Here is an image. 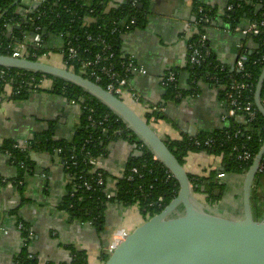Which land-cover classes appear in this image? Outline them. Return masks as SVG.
Masks as SVG:
<instances>
[{"label": "crops", "instance_id": "1", "mask_svg": "<svg viewBox=\"0 0 264 264\" xmlns=\"http://www.w3.org/2000/svg\"><path fill=\"white\" fill-rule=\"evenodd\" d=\"M236 1L240 0H145L142 25L120 36V53L132 58L146 71L145 75L131 78L130 84L140 101L129 104L143 118L158 110L162 119L155 122L151 119L149 124L164 142L211 134L223 127L221 117L225 103L219 90L208 81H189L187 46L189 40L200 32L195 11L199 3L217 15L215 24L203 29V33L211 54L221 66L230 70L237 56L236 44L244 39L225 31L221 9L224 11L228 4ZM119 3L122 0H109L104 13ZM61 44L59 39H50L51 58L56 56L58 62L48 64L57 67L62 64L56 55ZM170 71H177L180 88L187 92L180 99L165 97L162 82ZM79 116L78 105L48 92L47 88L24 99H7L0 91V264H16L25 248L38 264H68L72 259L71 248L84 251L88 264H102L101 257L110 244L112 233L119 228L131 232L142 223L136 206H108L101 229L76 222L59 209L69 191L63 160L54 151L31 149L30 143L43 134L57 143L69 142ZM8 142L28 144L30 165L19 185L13 183L19 170L2 151L3 144ZM133 153L132 145L123 141L111 142L105 156L98 159L97 168L115 176L124 170ZM221 165L220 156L205 152L188 153L183 164L189 176L203 178L222 170ZM228 175L224 199L218 203L221 202V211L235 215L240 207L242 178ZM256 193L263 196L264 209V177L252 186V195ZM203 194L204 191L197 198L209 206ZM19 222L31 230L29 240L18 230Z\"/></svg>", "mask_w": 264, "mask_h": 264}, {"label": "trees", "instance_id": "2", "mask_svg": "<svg viewBox=\"0 0 264 264\" xmlns=\"http://www.w3.org/2000/svg\"><path fill=\"white\" fill-rule=\"evenodd\" d=\"M108 1L109 0H47L46 3L40 6L35 5L30 7L21 1L18 2V0H0V55H11L9 46L15 44L16 41L25 42L26 33L30 30V24L34 23V27H36L39 23L42 26L40 34L43 44L38 48L34 46V44L32 46L25 42L28 45L30 54L38 55L52 50L48 44L51 38H55L65 42L69 39L76 40V42L81 45L76 58L79 60L88 57L92 58L93 54L100 51L101 45L99 42L92 43L91 41H86V34L90 33L93 37L99 36L111 46L112 52L114 53L113 61L118 62L120 58L124 56L120 53L121 34L109 35L110 29L113 27L112 23L116 22L120 24V22L124 20L135 18L136 24L132 29L141 26L144 22L145 15L143 9H139V5H144L145 0H138V7L134 9H131L128 3L122 2L118 7L111 9V11L105 14L104 9ZM236 2L240 4L241 8L229 13L228 19H248L257 24L264 21V0H240ZM197 5L201 4L197 3L196 6ZM26 10H28L27 13H25ZM88 10H93L91 18H93L94 23L86 27L84 23L87 17L85 12ZM30 19L31 22H29ZM17 26L20 28L16 29ZM10 27L11 30L9 31L8 29ZM199 31L203 32L201 28H199ZM36 33L38 34V32ZM196 37L197 35L192 38L195 39ZM56 50L59 51L60 48ZM260 56L264 58V48L258 45L257 49L250 53L249 61L245 64L246 72L250 74L249 83L251 84L248 96L256 111V120L254 122L248 123L245 118L236 116L228 122L227 128L222 127L211 134H199L194 138L185 137L180 141H165L170 152L182 166L186 156L191 152H205L222 158V170L210 173L208 178L189 176L193 193L196 196L201 194V188L203 187V195H206V201L211 207L216 206L223 196L224 189L228 187V182H221L218 175L220 173L236 176L244 175L248 171L253 158H255L264 143V119L254 105L255 87L261 71L264 68V59L254 64V61ZM30 60L35 61V58L30 57ZM78 63L79 61H68L65 63L63 62L62 66L67 70L72 69L73 73L77 75H81ZM219 65V62L213 55L206 66L199 67L187 64L186 70L189 74V81L201 80L202 82H207V75L218 72V69H215V67ZM0 70H3L8 75L14 88H17L22 81L24 82L31 77L34 78V82L37 85L40 81H43V79L50 81L51 84L48 92L60 95L68 101L74 102L82 111L75 127L74 134L69 142L57 143L53 141L49 135L43 134L38 136L34 142L30 143L31 149H43L47 152H53L55 149L60 148L62 150V155L68 156L70 155L69 151L72 147L75 146L78 148L85 140H90V143L86 145L85 149L91 150L95 157L102 154L105 155L107 146L114 141H123L128 145H135L136 148H140V151L143 152L139 158H128L124 168L126 172L132 167H137L139 173L143 175V178L140 179L136 177V180L133 182H127L124 179L117 180L114 186L115 188L113 189L114 195L110 199H107L105 196L103 191L105 188L97 187L93 181H91L90 176L84 175L83 178L92 185L90 191L81 188L73 192L69 189L70 192H73V196L71 197L68 194L59 207L70 219L79 223L90 222L93 227L101 229L104 225V213L108 206L120 205L123 208H129L137 205L143 222L159 214L168 203L175 198L178 192V184L175 179L172 177L169 179L166 178L165 174L167 170L162 164L153 160V155L130 131L127 130L125 124L105 106L85 94L81 89L70 84L66 85L62 80L51 77L43 78L41 74H34L26 71L3 68H0ZM226 70L228 69L226 68ZM170 72L175 73L176 83L175 85L164 86L166 99H175L174 96L176 92H179L181 97H184L187 92L180 88L179 74L177 71ZM237 77L239 78V75H237ZM101 86L104 85L101 84ZM31 87L30 82L23 83L20 94L12 96L9 99L26 98L33 90ZM44 90L43 88H38L36 91L40 92ZM0 91H2L1 83ZM219 94L223 98L222 91L219 90ZM82 100H85L84 104H81ZM260 100L264 107V84L261 90ZM89 109L93 110L92 118L101 121L102 126H89V122L86 120ZM105 116H107V120L103 122ZM144 119L149 124L151 119L155 122L162 119V116L158 110H154L151 114L146 115ZM102 129H105V131H102ZM236 130H240L242 137L241 135L238 136V138L234 140V143L239 146L243 145L245 149L250 151L252 161L249 163L237 161L235 157L236 154L231 152V145L213 149L196 148L193 145L194 140H203L206 137L221 135L223 132L233 133ZM12 144L14 143L8 142L3 144L2 151L8 150L12 153L15 161L14 166L19 170V174L16 179H13V183L19 185L27 175L30 162L27 157V150L22 152L19 150H12ZM21 164H23V167ZM80 170H82L80 167L71 168L68 172L78 174ZM99 172L104 173L103 178L105 183H107L110 175L102 170H99ZM262 177H264V171L257 174L254 181L255 186ZM80 183L81 182H77V184ZM216 190H220L218 196H215ZM160 197L162 198V202L159 203L158 199ZM261 197L263 196L256 193L252 195L250 199L255 220L263 218L264 209ZM71 255L72 259L68 264H88L87 255L84 251L71 248ZM106 259L107 255L103 254L101 261L104 262ZM16 264L38 263L29 256L25 248L17 257Z\"/></svg>", "mask_w": 264, "mask_h": 264}, {"label": "water", "instance_id": "3", "mask_svg": "<svg viewBox=\"0 0 264 264\" xmlns=\"http://www.w3.org/2000/svg\"><path fill=\"white\" fill-rule=\"evenodd\" d=\"M139 9L142 10L143 5H139ZM30 25L25 42L33 46L34 24ZM0 68L41 74L44 78H56L81 89L125 124L127 130L177 182L175 198L159 214L133 228L102 264H264V218L254 219L250 202L252 186L264 154V143L248 171L240 176L242 185L238 213L229 215L221 211V202L209 207L198 200L184 166L179 164L152 126L130 104L63 67L0 55ZM263 84L264 68L254 93V105L264 119V107L260 100ZM84 103L85 100H82L81 104ZM132 147L134 153L131 157L139 158L143 152L138 151L135 145ZM219 180L226 183L228 174ZM218 193L219 190H216L215 196Z\"/></svg>", "mask_w": 264, "mask_h": 264}, {"label": "built area", "instance_id": "4", "mask_svg": "<svg viewBox=\"0 0 264 264\" xmlns=\"http://www.w3.org/2000/svg\"><path fill=\"white\" fill-rule=\"evenodd\" d=\"M20 1L23 2L25 5L32 7L35 5L40 6L46 3L47 0ZM122 2L128 3L131 9L138 7V0H122ZM120 4L121 3L115 6V8L118 7ZM240 8L241 6L239 3L232 2L225 7L224 13L221 15L222 18H225L223 19L224 23H226L225 31L230 34L239 35L244 39V42H239L236 44L237 56L235 63L230 70H226L224 66L219 65L218 67H215V69H218V72H216L215 74H208L206 77V80L209 82V84H211L216 89L222 91L223 100L225 103V112L221 117L223 128H227L228 122L236 116H241L245 118L246 122L248 123L254 122L256 120V111L253 108V104L248 96L250 93L251 84L249 83L250 74L246 72L245 64L249 61L250 53L253 50H256L258 45L264 48V21H261L257 24L256 22H252L248 19H228L229 13H232L236 9ZM195 11L197 17L196 23L198 27L202 30L208 28V26L215 24V17H217V15L211 9L206 8L203 5H197ZM27 12L28 10L25 11V13ZM92 13L93 10H88L85 12V15L87 16L84 21L86 27L94 23L93 18H91ZM29 22H31V19L29 20ZM135 24V18L124 20L120 22V24L113 22V27L110 29L109 35H122L125 32L130 31ZM41 31L42 26L39 23L36 27L33 26L34 36L32 42L34 46L38 48L43 44V40L40 34ZM36 32H38V34ZM203 32H199L195 39L191 38L189 40L187 46V64L190 66H206V64H208L209 59L212 57L207 37ZM86 41H91L92 43L99 42V44L101 45L100 51L93 54L92 58L88 57L83 60H79L76 57L79 48H81V45L76 42V40L69 39L66 42L61 41L62 44L60 46V50L56 54L59 57L61 63L63 64V62L65 63L68 61H79L78 65L81 77L90 80L96 85H99L106 92L112 94L113 96L127 104H129L130 102L139 103L140 96L133 90V87L130 84V80L133 75H145V69L139 64H137L136 61H134L132 58L126 56L120 58V61L114 62V53L112 52L111 46L99 36L93 37L90 33H87ZM9 48L11 51V55L9 56L17 59L30 60L31 57L35 58V61L49 63L48 60L53 55L52 50L43 52L38 55L30 54V52L28 51V45L25 42L20 41H16L15 44L9 46ZM263 59L264 58L261 56L258 57L254 61V64L261 62ZM69 71L73 72L72 69H70ZM237 75H239V78L237 77ZM175 76V73L168 72L162 82L163 86L175 85ZM26 82H30L32 86L31 88L33 90L31 93H37L36 90L38 88H47L49 90L51 84L50 81L43 79V81H40L37 85L34 82V78L31 77L24 82L22 81L17 88H14L8 75L3 70H0V83L2 85L4 98L9 99L12 96L19 95L21 92L22 84ZM45 84H47L48 86L45 87ZM101 84H103L104 86H101ZM174 98L180 99L181 94L179 92H176ZM71 103L75 104L74 102ZM81 113L82 111L80 109V114ZM92 114L93 110L89 109L88 117L86 119L89 122V126H102V122L92 118ZM106 120L107 116L103 118V122H105ZM102 131H105V129H102ZM240 135L242 137V133L240 132V130H236L233 133L223 132L221 135L206 137L203 140H194L193 145L196 148L203 149H213L216 147L221 148L226 145H231V152L236 154V160L241 161L243 163H249L250 161H252V155L250 151L245 149L243 145L239 146L238 144L234 143V140H236ZM88 143H90V140H85L80 147H72L69 151L70 155L68 156L62 155V150L60 148L54 150V152L63 160V164L68 174V184L70 187L69 189L73 192L81 188L90 191V189L92 188V185L83 178L84 175L90 176L91 181H93V183L97 187L105 188L103 189V191L107 199L113 197V189L115 188L114 186L117 183V180L124 179L127 182H133L136 180V177L140 179L143 178V175L139 173L138 168L132 167L126 172L125 170H122L115 176L108 173L110 175L108 178L109 180L107 183H105L103 178L104 173L99 172V169L97 168L98 159L104 157L105 155L102 154L95 157L92 154L91 150L85 149ZM27 146V142L21 144L14 143L12 144L11 149L19 150L22 152L27 150ZM136 149L140 151V148ZM3 153L7 156L10 163L14 165L15 161L12 156V153L8 150L3 151ZM153 160L157 161L154 157ZM21 166L23 167V164H21ZM78 167L82 168V170H80L78 174L68 172L69 169ZM263 171L264 154L261 163L258 167L257 174L262 173ZM224 175V173H220L218 175V178L224 177ZM165 176L167 179L172 177V175L168 171L166 172ZM77 182L81 183L77 184ZM72 191H68V194L71 197L73 196ZM158 202H162L161 197L158 199ZM135 206L137 207V205ZM87 224L91 225L90 222H88ZM17 228L26 236V240H29L31 238V230L25 224L19 222L17 224ZM129 233L130 231L125 228H119L115 230L112 233L110 244L105 249V254L107 256L111 254L115 247L119 243H121Z\"/></svg>", "mask_w": 264, "mask_h": 264}, {"label": "rangeland", "instance_id": "5", "mask_svg": "<svg viewBox=\"0 0 264 264\" xmlns=\"http://www.w3.org/2000/svg\"><path fill=\"white\" fill-rule=\"evenodd\" d=\"M55 57V58H54ZM49 63H53V64H56L58 62V60H56V56H53L51 59L48 60ZM60 67H62L60 65ZM45 87L48 86L47 84L44 85Z\"/></svg>", "mask_w": 264, "mask_h": 264}, {"label": "flooded vegetation", "instance_id": "6", "mask_svg": "<svg viewBox=\"0 0 264 264\" xmlns=\"http://www.w3.org/2000/svg\"><path fill=\"white\" fill-rule=\"evenodd\" d=\"M66 99V98H65Z\"/></svg>", "mask_w": 264, "mask_h": 264}]
</instances>
